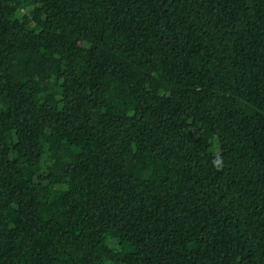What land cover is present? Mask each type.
I'll return each mask as SVG.
<instances>
[{"label": "trees", "instance_id": "obj_1", "mask_svg": "<svg viewBox=\"0 0 264 264\" xmlns=\"http://www.w3.org/2000/svg\"><path fill=\"white\" fill-rule=\"evenodd\" d=\"M0 264H264V0H0Z\"/></svg>", "mask_w": 264, "mask_h": 264}]
</instances>
